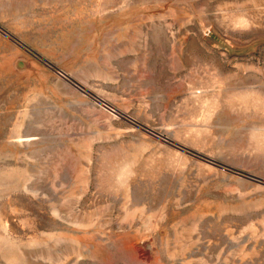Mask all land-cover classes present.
Listing matches in <instances>:
<instances>
[{"label": "rangeland", "instance_id": "1", "mask_svg": "<svg viewBox=\"0 0 264 264\" xmlns=\"http://www.w3.org/2000/svg\"><path fill=\"white\" fill-rule=\"evenodd\" d=\"M0 264H264V0H0Z\"/></svg>", "mask_w": 264, "mask_h": 264}]
</instances>
